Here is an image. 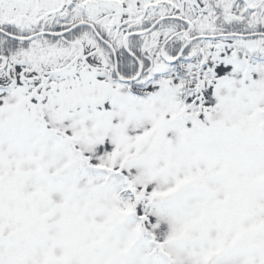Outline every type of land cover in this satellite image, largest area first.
Returning a JSON list of instances; mask_svg holds the SVG:
<instances>
[{"label": "snow or ice", "instance_id": "obj_1", "mask_svg": "<svg viewBox=\"0 0 264 264\" xmlns=\"http://www.w3.org/2000/svg\"><path fill=\"white\" fill-rule=\"evenodd\" d=\"M0 264H264V0H0Z\"/></svg>", "mask_w": 264, "mask_h": 264}]
</instances>
